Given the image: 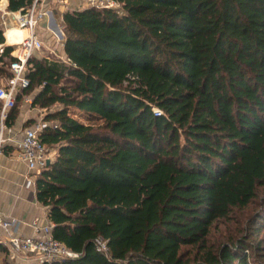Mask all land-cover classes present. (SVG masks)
<instances>
[{"label":"trees","instance_id":"trees-1","mask_svg":"<svg viewBox=\"0 0 264 264\" xmlns=\"http://www.w3.org/2000/svg\"><path fill=\"white\" fill-rule=\"evenodd\" d=\"M114 1L63 14L67 59L33 56L4 121L46 111L36 198L78 254L52 264H264V0Z\"/></svg>","mask_w":264,"mask_h":264},{"label":"built area","instance_id":"built-area-1","mask_svg":"<svg viewBox=\"0 0 264 264\" xmlns=\"http://www.w3.org/2000/svg\"><path fill=\"white\" fill-rule=\"evenodd\" d=\"M88 8L118 9L120 5L114 0H86ZM40 0H35L32 6L23 11H8L15 19L17 26L28 31L26 38L17 45L11 55L15 60L10 64L11 77L6 85H0V155L6 145H15L17 158L26 164L28 170L35 174H40L48 166L55 153L49 152L40 140V133L49 124L41 118L31 127L26 129L19 142L14 144L12 138L7 135L9 129L4 121L9 110L14 108L17 92L19 88H24L29 84L27 69L29 60L44 51L45 43L38 36L37 28L48 17L47 11L39 9ZM47 51V50H46ZM53 54V52H51ZM40 57V55H38ZM27 102H31L27 99ZM18 221L5 217L0 212V237L8 253L13 257H20L32 264H52L63 259H74L78 254L68 249L64 244L54 239L52 225H40L37 221L31 224L33 233L23 235L18 231ZM98 251H107L106 242L97 240Z\"/></svg>","mask_w":264,"mask_h":264},{"label":"crops","instance_id":"crops-1","mask_svg":"<svg viewBox=\"0 0 264 264\" xmlns=\"http://www.w3.org/2000/svg\"><path fill=\"white\" fill-rule=\"evenodd\" d=\"M2 3L0 4L1 25L6 38L8 28L13 29L16 25L14 17L7 13L8 0H3ZM85 8H88L86 0H40L39 9L47 11L49 14L37 28L38 36L45 43L44 51L40 52L41 57L62 61L67 59L64 49L66 36L63 30L62 16L67 11ZM0 46L13 47L14 49V45L8 44L7 38L6 42ZM30 100L31 102L25 100V107L20 109L14 126L7 130V135L12 138L14 144L19 142L26 129L43 118L44 112H46L32 107V99L30 98ZM10 146L15 148V145ZM37 175L30 172L26 164L17 158L16 148L8 154L0 155V212L5 217L19 222L17 229L23 235L33 233L31 224L35 221L40 225L49 223L47 208L42 206L36 198ZM2 240L4 241V238L0 237V262L3 260L0 264H11L12 259L15 258H12L8 253ZM14 261L32 264V262L22 259Z\"/></svg>","mask_w":264,"mask_h":264},{"label":"bare ground","instance_id":"bare-ground-1","mask_svg":"<svg viewBox=\"0 0 264 264\" xmlns=\"http://www.w3.org/2000/svg\"><path fill=\"white\" fill-rule=\"evenodd\" d=\"M15 27L10 28L11 31H9L10 29L8 28L7 32H6V36L9 40L13 41L17 44H20L28 35V31L25 28H21L19 26H17L16 22H15ZM11 35L13 36V38L11 39ZM1 50V47H0Z\"/></svg>","mask_w":264,"mask_h":264},{"label":"rangeland","instance_id":"rangeland-1","mask_svg":"<svg viewBox=\"0 0 264 264\" xmlns=\"http://www.w3.org/2000/svg\"><path fill=\"white\" fill-rule=\"evenodd\" d=\"M2 2H3V0H0V4H1ZM2 4H3V3H2ZM6 9H7V8H6ZM7 11H9V10L7 9ZM1 15H2V14H1V11H0V21H2V19H1ZM38 55H40V53H39ZM38 55H37V56H38ZM40 57H41V56H40ZM6 82H7V80H6V81H3L1 85H2V86L6 85ZM24 105H25V101L23 100L22 104H20V109H21V108L24 109V107H25ZM57 107H58V106H53L51 110H52V111H53V110L55 111V110L57 109ZM40 110H41V109H40ZM44 115H45V112H44ZM90 123L93 124V125H98V124L100 123V121H99L98 119L95 120V121H94V120L92 121V119H91ZM53 153H54V152H53ZM12 258H15V259H18V260H21V259H22V258H20L19 256H18V257H13V256H12ZM15 259H12L13 261H11V264H24V262H17V261H14ZM22 260H24V259H22ZM2 262H3V260H2L0 263H2ZM251 263H253L252 260H251ZM9 264H10V263H9Z\"/></svg>","mask_w":264,"mask_h":264},{"label":"water","instance_id":"water-1","mask_svg":"<svg viewBox=\"0 0 264 264\" xmlns=\"http://www.w3.org/2000/svg\"><path fill=\"white\" fill-rule=\"evenodd\" d=\"M1 47V52L3 51V49L5 48V46H0ZM50 164V162H48V165Z\"/></svg>","mask_w":264,"mask_h":264}]
</instances>
